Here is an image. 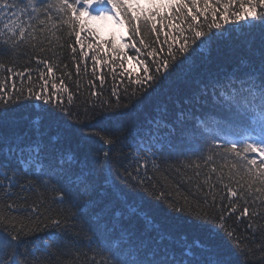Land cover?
<instances>
[{"label": "snow or ice", "instance_id": "6c2138e0", "mask_svg": "<svg viewBox=\"0 0 264 264\" xmlns=\"http://www.w3.org/2000/svg\"><path fill=\"white\" fill-rule=\"evenodd\" d=\"M9 11L0 56L36 31L66 28L59 47L78 61L77 76L90 57L94 76L98 65L119 68L128 86L81 110L58 65L39 53L46 71L36 81L0 63V264H44L38 253L71 257L83 246L93 252L87 264H249L257 252L264 264V224L249 207L264 203V0H0V21ZM108 22L122 33L100 40L96 23ZM169 80L172 108L142 117L141 105ZM233 122L222 144L219 131L206 135ZM162 168L181 178L176 195L149 175ZM178 230L197 236L188 243Z\"/></svg>", "mask_w": 264, "mask_h": 264}, {"label": "trees", "instance_id": "16d2710c", "mask_svg": "<svg viewBox=\"0 0 264 264\" xmlns=\"http://www.w3.org/2000/svg\"><path fill=\"white\" fill-rule=\"evenodd\" d=\"M18 3H22V0H17ZM11 11L8 12V14L5 16L3 21H0V26H2L4 23H6L9 19H11ZM54 21L59 24L58 21ZM44 27L40 26L37 23V28ZM97 27V26H96ZM50 28V25H49ZM98 38L103 41H108L112 39L113 33H116V31H110V32H104L100 27ZM56 36L61 37V39L58 41L56 39V36H52L50 32L44 31H36V40L30 41L29 45H26L24 47H21L16 53H14L11 57L8 56H0V63H3L5 66V69L7 67H13L14 70L20 71V70H30V74L32 75L33 81H36L38 78L39 71H46L43 65H37L34 53H39L40 56L47 58L50 63H55L58 65L56 69H54L55 76L57 78L63 77L66 81V83L70 86V89L72 92H74L76 95L74 96V103L76 106L80 107L81 110L85 106H87L89 101H98L101 98H108L111 95V92L113 89H117L119 91H122L125 87L128 86L127 80L123 77L119 76L120 69L117 68L116 73H112L110 71V68L107 65H98L96 69V75H93L92 71V61L89 57L87 61H84L81 63V72L79 76L76 75L75 72V64L78 61H74L72 59L70 50L67 49V47L61 49L59 47V44L64 43V37L66 35V28L64 31H56ZM257 43L259 40L258 34L253 37ZM7 39V36L0 37V40ZM127 39V37H126ZM43 40V44L40 43V41ZM51 41V43H49ZM119 42V40H118ZM31 44H36L37 47L33 49L31 47ZM43 47L45 50L44 52H39V48ZM125 51L128 52V55H133L134 49H126ZM242 51V49H241ZM135 64V61L132 62ZM67 64L68 67L65 68L64 65ZM87 65V72L84 71V66ZM126 68L129 67V64L125 62L124 65ZM138 68V66H136ZM65 72L72 73L71 79H69L67 76H64L63 74ZM135 74V73H134ZM6 71L0 70V80L6 79ZM100 76L104 77L103 84H101V80L99 79ZM123 81V82H122ZM79 85V87H77ZM95 85V87H93ZM174 80H169L168 82H165L164 86L159 90V93L150 100H146L143 105H141V115L148 116V115H155L157 108L163 110L164 108H172L171 103L169 102L170 97V90L174 88ZM97 92L98 94L102 93L103 96H91V92ZM79 97L76 99V97ZM207 111V110H205ZM36 113L33 112L29 119H33L35 117ZM203 116V114H198ZM210 127H212L211 124H209ZM199 131V130H198ZM216 131H219L221 133V138H217L214 142L218 144H222L224 141L222 137L224 135L234 136L235 132L237 131V125L235 122H233L231 125H220L216 126L213 129L212 133L206 134V135H214ZM56 135L55 130H52L50 132V136ZM126 137L128 136V133L125 134ZM131 142L130 137L125 139L124 145L120 146L121 151L123 153H128L131 151V149L127 146ZM155 143V141H153ZM189 143H191V140L189 138ZM163 143V141H162ZM146 144H141V147H146ZM96 147H101L100 145H96ZM161 144L157 143L156 148H160ZM226 163H231V161H226ZM216 165L219 168L221 166V161L217 159ZM228 169L225 168L224 172L227 173ZM149 175L153 176V182H159L160 186L167 188L169 191H172L174 195H176V189L178 185L180 184V177H178L175 172H172L171 170H165L162 168L159 172H153L149 171ZM184 186L179 187L180 194L184 193ZM217 192L221 195L224 194V190L219 185L217 186ZM39 194L33 195L30 197V201L33 199H36ZM54 194H46L47 196V203L51 204L52 197ZM254 196H258V193H255L253 191ZM251 200L252 197H249ZM242 203V202H241ZM250 211L255 209L261 213L260 217L256 218L257 224H264V203H261V201H257L256 204H250ZM144 210L148 212L150 215H153L154 222L157 224L163 225L162 217L159 214L152 213V210L145 206ZM23 218V217H21ZM166 227V225H165ZM241 232H245L244 225L241 226ZM259 232V229H258ZM181 234L187 235V242L191 243L197 236V234L191 233V232H181V231H175L173 232V235L176 237V239H179ZM43 235V234H41ZM64 239L71 240L72 234H61ZM203 239V237H200ZM81 243L82 245H86L87 241L81 237ZM255 250V246H254ZM21 252H23V248H21ZM61 250L53 248L50 250V252L45 256L43 253H38L37 255L42 258L44 261V264H87V258H90L93 255V252L89 251L88 247L83 246L80 248L79 251L72 250L71 257L61 255ZM79 257L78 260L75 258ZM23 259V258H22ZM30 259V258H29ZM237 264H241V258H236ZM97 264H99V258L97 260ZM249 264H259V254L257 252L256 255H252L249 257Z\"/></svg>", "mask_w": 264, "mask_h": 264}, {"label": "rangeland", "instance_id": "374dc122", "mask_svg": "<svg viewBox=\"0 0 264 264\" xmlns=\"http://www.w3.org/2000/svg\"><path fill=\"white\" fill-rule=\"evenodd\" d=\"M97 27H100L104 32L116 31L118 35L122 33V30L114 26L111 22H108L106 26L102 23H96Z\"/></svg>", "mask_w": 264, "mask_h": 264}]
</instances>
